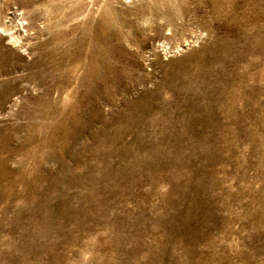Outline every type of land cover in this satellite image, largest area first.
I'll return each instance as SVG.
<instances>
[{"label":"rangeland","instance_id":"rangeland-1","mask_svg":"<svg viewBox=\"0 0 264 264\" xmlns=\"http://www.w3.org/2000/svg\"><path fill=\"white\" fill-rule=\"evenodd\" d=\"M0 264H264V0H0Z\"/></svg>","mask_w":264,"mask_h":264}]
</instances>
